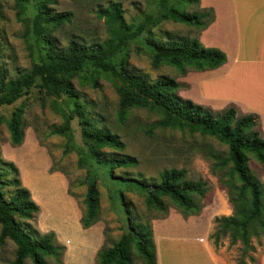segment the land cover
Here are the masks:
<instances>
[{
  "label": "rangeland",
  "instance_id": "1",
  "mask_svg": "<svg viewBox=\"0 0 264 264\" xmlns=\"http://www.w3.org/2000/svg\"><path fill=\"white\" fill-rule=\"evenodd\" d=\"M42 2L43 0H29L23 5L21 20L30 21V28L27 29L19 19L16 1L0 0V74L5 82L29 71L39 62L40 56L48 52L49 47L45 40L35 37L31 24ZM114 6H120L125 21L131 26L140 25L148 17L153 19L149 29L131 42L119 58H127L130 71L143 76L149 82L161 78L176 81L179 84L176 95L183 98L181 93L185 86L182 80L197 70L188 65L179 67L168 61L155 65V52L148 40L153 38L161 42H178L188 39L201 44L198 35L204 25L208 28L215 21L214 10L211 14L210 10L202 9L200 0H57V4L50 7L53 13H71L72 17L69 22L53 31L56 47L65 49L71 41L87 48L106 47L114 33L111 11ZM171 7L187 14L200 15L202 25H187L160 19L163 11ZM211 17L213 20L209 23ZM201 46L204 47L202 44ZM72 83L89 117L99 128L117 135L125 145L122 151L104 149L105 156H115L119 159L134 157L138 160V166L112 171L109 165L100 163L85 145L76 116L70 124L71 143L65 137L52 134L53 130L64 123L60 112L70 113L73 108L72 101L67 96L59 100L33 89L14 105L0 108V171L9 174L4 181L14 180L16 177L9 163L15 164L19 169L22 181L17 164L28 166L29 159L41 160L42 155L50 159L49 169L42 166L44 177L32 167L28 168V172L25 170L26 180L38 191L37 193L33 190L37 201L34 200L40 201L51 212L49 223L53 224L62 219H76L80 222L85 210L87 189L92 183L96 184L99 191V222L105 228L108 246H112L113 242L119 241L122 235L130 232V221L153 229L155 221L166 218L170 213L190 217L185 216L186 214L168 199H165L168 207L165 213L149 210L146 206L145 199L150 187L146 188L140 184H160L162 174L171 170L185 171L186 182L205 183L208 190L206 196L194 199L195 205L200 207L205 204V207L199 215L192 217L202 219L210 229L211 235L216 229L215 218L234 215L228 191L236 193L240 182L232 173L230 164L222 165L229 154L228 146L200 133L163 128L159 123L164 119V115L154 109L132 108L124 122H120L119 97L111 80L100 71L84 70L72 79ZM20 107L24 109L25 137L20 146L12 147L7 125ZM200 107L213 118L221 117L229 109L236 111L237 120L255 115L244 113L234 105L226 110H215L208 105ZM254 119L257 125L250 131L264 138L260 118ZM68 144L72 149L65 153ZM247 159L251 173L264 185V164L259 163L251 154L247 155ZM55 174L62 175L64 182H67L64 191L60 180L53 177ZM1 192L4 199L9 200L14 189L6 187L1 189ZM32 226L46 233L43 231L45 228L39 225V217L37 223H32ZM250 241L251 249L246 250L240 241L235 245L231 244V239L227 236L216 249L213 241L209 239L215 253L229 264H238L240 260L245 264L256 263L258 257L264 253V236H252ZM16 249V245L8 240L6 245L0 248V264H11ZM46 260L48 264H56L53 259ZM25 264H33V261L27 259Z\"/></svg>",
  "mask_w": 264,
  "mask_h": 264
},
{
  "label": "trees",
  "instance_id": "2",
  "mask_svg": "<svg viewBox=\"0 0 264 264\" xmlns=\"http://www.w3.org/2000/svg\"><path fill=\"white\" fill-rule=\"evenodd\" d=\"M15 1L21 20L22 7L29 0ZM56 4L57 0H43L31 23L35 37L45 40L49 47L48 52L41 55L39 62L29 71L15 79L5 82L0 74V108L14 105L33 89L59 100L67 96L72 101L73 108L70 113L60 112L64 123L53 130L52 134L65 137L71 143L70 124L76 116L85 145L100 163L109 165L112 171L137 167L138 160L134 157L119 159L115 156H105L104 149L122 151L125 145L117 135L98 127L75 93L72 79L80 72L94 69L104 73L111 80L119 97L120 122H124L132 108L154 109L164 115V119L159 123L161 127L187 130L192 134L200 133L228 146L229 154L222 165L232 166V173L238 178L240 186L236 193L228 191L234 215L215 218L216 229L210 239L216 249L227 236L230 237L231 244L235 245L240 241L246 250L251 249V237L264 236V185L251 173L247 159V155L251 154L259 163L264 164V138L250 131L257 125L254 117L259 116L248 115L237 120L236 111L229 109L221 117L213 118L208 112H203L200 106L176 95L179 88L176 81L161 78L149 82L143 76L131 72L127 58L120 59L119 56L131 42L149 29L153 19L148 17L140 25L131 26L125 21L120 6L111 9L114 33L106 47L87 48L71 41L65 49L57 48L53 41V31L69 22L72 14H54L50 7ZM210 12L212 14V10ZM160 19L187 25H202L200 15L187 14L174 7L163 11ZM212 20L213 17L209 23ZM21 21L27 29L30 28L29 20ZM205 27L206 25L203 29ZM148 44L155 52V65L168 61L179 67L188 65L197 71H204L216 69L226 61L223 52L204 48L198 41L183 39L178 42H161L150 38ZM23 114V107L18 108L7 125L12 147H18L24 141ZM69 144L65 153L72 149ZM9 165L16 173L14 180L4 181L9 174L0 171V248L4 247L8 240L16 245L15 257L11 264H25L27 259H31L33 264H48L47 258L53 259L56 264H64L65 246L58 242L53 231L44 233L32 226V223H37L41 208L34 201L30 190L23 185L19 169L13 163ZM185 176V171L171 170L162 174L160 184L147 186L141 183L140 185L146 188L150 187L145 199L147 208L165 213L168 210L165 199H168L181 209L185 216L199 215L205 204L199 207L195 205L194 199L204 198L208 190L202 181L186 182ZM6 187L14 189L9 200H5L1 192V189ZM99 196L96 184H90L84 200L85 210L80 218V224L85 230L99 222ZM129 229L130 232L122 235L112 246H108L106 240L96 256V264H157L152 228L130 221ZM238 264L245 263L240 260Z\"/></svg>",
  "mask_w": 264,
  "mask_h": 264
},
{
  "label": "crops",
  "instance_id": "3",
  "mask_svg": "<svg viewBox=\"0 0 264 264\" xmlns=\"http://www.w3.org/2000/svg\"><path fill=\"white\" fill-rule=\"evenodd\" d=\"M200 5L214 10L215 21L201 30L198 38L205 48L223 52L226 61L213 70L189 73L182 80L185 90L181 96L198 106L226 110L234 105L244 113L255 114L264 135V0H200ZM27 163L17 165L24 186L36 200L25 170L32 167L41 175L42 166L49 169L51 162L42 155L41 160L31 158ZM53 177L60 180L64 191L67 182L62 175ZM39 202V225L45 232L53 231L65 246L64 264H96V256L107 240L104 226L98 222L85 230L76 219L49 223L51 212ZM152 230L157 264H229L211 247V232L202 219L170 213L155 221ZM255 264H264V253Z\"/></svg>",
  "mask_w": 264,
  "mask_h": 264
}]
</instances>
